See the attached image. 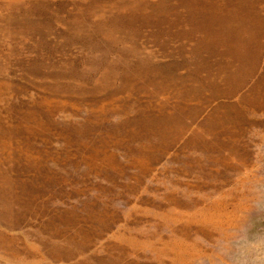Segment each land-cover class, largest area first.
Wrapping results in <instances>:
<instances>
[{"label": "rangeland", "instance_id": "obj_1", "mask_svg": "<svg viewBox=\"0 0 264 264\" xmlns=\"http://www.w3.org/2000/svg\"><path fill=\"white\" fill-rule=\"evenodd\" d=\"M264 233V0H0V264H223Z\"/></svg>", "mask_w": 264, "mask_h": 264}, {"label": "clouds", "instance_id": "obj_2", "mask_svg": "<svg viewBox=\"0 0 264 264\" xmlns=\"http://www.w3.org/2000/svg\"><path fill=\"white\" fill-rule=\"evenodd\" d=\"M243 232L237 240L219 242L221 254L227 257L223 264H264V233L248 236L246 228Z\"/></svg>", "mask_w": 264, "mask_h": 264}]
</instances>
